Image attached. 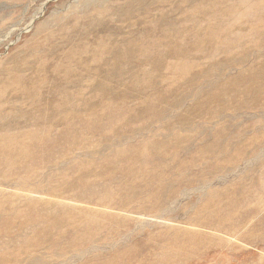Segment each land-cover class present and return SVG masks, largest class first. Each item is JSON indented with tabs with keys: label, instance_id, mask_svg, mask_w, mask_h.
<instances>
[{
	"label": "bare ground",
	"instance_id": "obj_1",
	"mask_svg": "<svg viewBox=\"0 0 264 264\" xmlns=\"http://www.w3.org/2000/svg\"><path fill=\"white\" fill-rule=\"evenodd\" d=\"M120 1L110 0L105 6L100 4L93 10L85 11L80 19L75 20L74 27L77 28L82 27L87 19L94 18L87 25L88 34L91 31L96 32L90 40L73 42L67 51L57 56V47L62 42L60 37L65 34V30L61 29L53 41L50 36L45 40L46 46L36 42L39 45L36 47L38 54L33 53L29 59L25 57L14 60V65L7 68L10 70L3 72L6 74L7 85L6 92L0 97V157L6 156L3 160L7 163H0V180L20 173L25 168L23 165H31L34 170V166L40 164L41 161L38 160L43 156L40 148L42 146L38 142L47 145L56 136L59 142L52 144L55 143L53 147L57 149L50 154L52 144H49V148H43L49 155L42 159L58 154V157L69 162L65 164L66 167L63 166L59 187L50 188L54 178H49V187L36 186L35 191L30 192L46 199L33 200L22 191L33 184H28L29 180L21 184L13 182V186L18 189L15 192L0 189V194L7 196L0 204L21 201L27 204L39 202L44 206V211L39 212L41 215L38 216L40 219L37 222L20 225L16 220L0 221V234L12 237L8 240L0 239V256L8 255L0 257V264H28L34 259L37 264H48L35 258L36 254L32 253L54 249L68 234L75 235L76 239H69L68 243L62 242L63 248L75 247L77 250L92 244L103 246L109 241L99 237L90 238L89 235L93 227H99L97 220H113L116 210L139 215L161 214L166 204H176L178 191L182 192V189L192 187L196 183L205 185L220 181L225 176L223 171L235 167L239 163L237 161L242 160L236 157L230 164L222 163L218 166L212 163L208 166L206 160L215 159L216 156H206L205 150L223 151V147L216 141L204 149L193 136H187L190 131H187V135L180 134L181 136L171 134L178 121V114L172 116L174 125L159 124L156 136L147 139L140 137V134L153 128L154 123L158 124L174 110L166 112L160 106L167 103L165 94L178 95L181 91L177 90L178 87L187 82L186 77L190 74H195L198 78L206 76V70H197L194 68L196 64L183 62V58L198 55L205 57L207 66L216 67L217 71L223 72V76L232 70L236 72L230 78H214L203 89L185 88V97H179L177 104L171 103L169 106L177 109L178 105L182 106L191 98V108L196 114L204 112L205 107L209 105H215L219 115L228 106L235 112L243 110L246 106L263 104L264 107V87L259 84L260 81L264 84V63L248 69H237L235 66L244 65L248 60H264V43L260 44L259 41L264 31L257 29V32L250 34L247 39H217L215 34L219 30L210 29L231 26V23L217 17L221 18L222 15H231V12H234L232 8H222L221 1L182 0V4L188 5V12H184L180 5H175L171 10L164 11L158 19L156 2ZM133 4H136V8L132 7ZM176 14L179 17H174ZM112 16L120 17L127 26L126 30L111 27ZM106 19H109L108 23L105 22ZM215 45H219V53L224 54L223 60L206 54V51ZM225 49L228 51L225 52ZM164 69L167 72L172 71V74L178 75L180 79L169 83L165 93L156 97L140 96V103L134 106L139 109L127 107L122 121L102 124L79 122L82 114L89 110H106L111 104H106L105 99L115 101L120 107L129 103L130 92L158 90L163 81L156 80V75L160 76ZM30 72L32 76L29 75ZM131 73L137 75L134 85L125 84L122 89L114 86L110 89L104 85L105 81L111 82ZM246 74L254 80L248 82ZM83 75L104 78V82L93 85L94 91L98 90L99 93L92 92V86L87 84L85 89H82V82L79 81ZM240 76L244 81L239 80ZM198 82H201L200 79ZM202 87L203 84L198 86ZM75 91L79 93L75 94ZM88 95L94 98L85 99ZM3 96L7 99H2ZM207 96H210V99L203 102ZM14 98L20 100V103L16 104ZM234 98H240V102L237 104ZM248 99H252V104L248 103ZM136 101V97L130 99L132 103ZM77 102H82L83 108L81 104L77 105ZM191 114L195 115L194 112ZM203 114L205 118L208 115L205 112ZM149 115L153 116L146 119ZM144 119L149 121L143 122ZM136 122H141L137 128L134 127ZM188 127L187 124L179 128ZM133 135H139V138L136 137L137 139L132 141ZM64 140L67 142L62 145ZM36 145L41 149V154H36ZM251 148L253 151L254 147L250 145L248 149L242 146L240 150L245 149L241 153L250 154ZM191 150H198V153L194 154ZM134 157L136 160L132 159ZM27 162L30 164H25ZM195 168L199 169L200 174L194 172ZM29 171L33 173L32 170ZM238 185L239 183H235L233 187ZM240 189H245V186ZM252 191L247 190L248 193ZM215 195L213 190L207 192L203 202L205 204L202 206L209 221L212 217L209 210L215 207L216 210H224L228 202H221L219 199L212 207L211 199ZM49 208H56V215L46 214L45 211ZM8 218H12V215ZM130 222V219L122 218L117 223L127 227ZM202 225L207 226V223L202 221L200 226ZM88 227L91 229L87 232ZM124 230L119 231L118 241ZM76 232L80 233L77 237ZM23 233L28 236H23ZM58 236L59 238H55ZM130 240L134 242L138 239ZM166 245L171 246L168 242ZM10 255H14L15 259L7 260L12 258ZM115 261L121 262V259L116 257ZM167 261L164 259L161 263ZM173 264L181 263L174 261Z\"/></svg>",
	"mask_w": 264,
	"mask_h": 264
},
{
	"label": "rangeland",
	"instance_id": "obj_2",
	"mask_svg": "<svg viewBox=\"0 0 264 264\" xmlns=\"http://www.w3.org/2000/svg\"><path fill=\"white\" fill-rule=\"evenodd\" d=\"M108 1L110 0H0V82L2 83V86H0V97L6 92L7 85L5 81L6 74L3 72L14 65V60L25 57L29 59L33 53L38 54L36 47L40 44L46 46L47 42L45 40L48 39L49 36L52 37L51 39L53 41V39L59 35L58 33L61 29L65 30V34L62 37L58 36L62 39V42L57 47V56L67 51L73 42H86L90 40L96 32L91 31V33L88 34L87 25L92 22L94 18L87 19L82 27L79 26L75 28L74 22L80 19L85 11L93 10V8L100 4L105 6ZM181 1L182 0H149L150 3L156 2V19L162 16L164 11L174 8L175 5H180L184 8V12H188V5L186 3L182 4ZM213 1H221L223 4L221 5L222 8L234 9L231 15L228 13L222 15L221 18L220 16L217 17L222 21L231 23V26L210 29L219 30L215 34L217 39H221L222 37L224 39L228 37H242L243 39H247L250 34L256 33L257 29L264 31V16H262L264 13V0ZM118 2L121 1L118 0ZM194 4H197V2H194ZM132 7L136 8V4H133ZM174 17H179V15L176 14ZM121 20L122 19L118 16H112L110 21L111 27L126 30L127 26L125 22ZM105 22L108 23L109 19H106ZM62 25L64 27H61ZM157 34L158 32L156 31V37H158ZM259 41L260 44L264 43V35L259 37ZM36 42L39 45L36 44ZM226 51H228V49H225V52ZM206 54L211 57H216L218 60H223L225 58L223 53H219V45L211 47L206 51ZM54 58L57 59V57ZM183 62L196 64L194 68L197 70H206V76L204 78H198L197 75L190 74L186 77L187 82L178 87L177 90H181L178 95H174L173 93L165 94L167 103H162L160 106L165 109L166 112L171 109L174 110L158 124L154 123L155 126L153 128L140 134V137L147 138L156 136V130H158V126H160L159 124L174 125L175 120L172 119V116L178 114V121L175 123V128H173L171 134H189L187 136H193V138L200 143V147L203 146L204 149L208 148L216 141L223 147V151H217L218 149H216L214 152H207L205 150L206 156H216L215 159L206 160L208 166L212 163H216L218 166H221L222 163L230 164V161L236 157L242 160L237 161V163H239L235 167L227 168L223 171L222 174L225 176L220 181H213L205 185L196 183L192 187L182 189L181 191H184L183 193L178 191L176 193L178 196V200L175 202L176 204H166L161 214H156V216L152 214L139 215L116 210V213L113 215V220H97L99 221V227L97 228V226H95L96 228L93 227L92 229L88 227L86 231L88 232L91 229L89 233L90 238L99 237L102 240L105 239L109 241L107 244L105 243L106 245H86L77 250L75 247L71 249L63 248L64 245L62 242L68 243L71 239H76L74 237L75 235L68 234V237L62 238V241H59L60 245L55 246L54 249H45L44 251H35L32 253L36 254L34 255L35 258L40 261H46L48 264H173L174 261H178L181 264H264L263 104H258L254 107L246 106L243 107V110L236 112L233 111L232 107L230 108V106H228L220 115L217 114L218 112L215 109V105H209V108H204V112L208 113L206 117L209 118L208 121H204L206 118L203 111H200L197 115L196 111L191 108V98H188L182 106L178 105L177 109L174 108V106H169L171 103L177 104L179 97L185 95V88L189 90L203 89L214 78H230L236 72L232 70L229 71V73L226 72V76H223V72L217 71L216 67H208L206 58L199 55L183 58ZM262 63H264V60L256 59L254 61L248 60L244 65L237 64L235 66L237 69H248ZM9 70L10 69H7L6 71ZM211 71L215 73H210ZM29 75L32 76L31 72ZM246 75L248 76V82L254 80L250 75ZM136 77V73L124 74L121 78L114 79V81L110 82L105 81L104 78H94L83 75V78L79 82H82L83 90L86 84L91 85L93 92V87L104 81V85L110 89H112V86L117 89H122L125 84L134 85ZM179 79L180 77L178 75L172 74V71L167 72L164 69L160 76L156 75V80L163 81L161 88L158 90L150 91L148 89L144 93L130 92V97L128 99L129 103L120 105V107L116 105L115 101L105 99L104 102L106 104H111L106 110H89L82 114L79 118V122L85 121V123H87V121H89L94 124L120 122L125 118L124 114L127 113V107L139 109L134 106L140 103V96L153 95L156 97L159 94H163L165 93V89L167 90L169 83L176 82ZM198 79H200V83ZM239 80L244 81L241 76ZM200 84H203L202 88H198ZM259 84L261 87H264L262 81H260ZM97 91L98 90L94 92L97 94L99 93ZM76 93H79V91H75V94ZM240 96H244V94H240ZM135 97L137 101L135 103L130 102V99ZM93 98L94 97L90 95L85 97L87 100H92ZM2 99L7 98L3 96ZM209 99L210 96H207L203 102ZM234 100L237 104L240 102V98H234ZM13 101L16 104L20 103V100L17 98H14ZM247 101L249 104H252V99H248ZM78 104H81L83 108L82 102H77V105ZM186 107L190 109H185ZM192 112H194L195 115L191 114ZM152 116L153 115L146 116V119H150ZM146 119H144L143 122L149 121ZM140 123L136 122L134 127L138 126ZM187 124L189 125L188 128H179ZM187 131L190 132L187 133ZM138 136L139 135H133L134 139H132V141H135ZM53 142H59L57 136L47 145L38 142V144L42 146L40 147L43 151L41 152L43 154L42 158L49 155L46 154L48 152H44L43 148H49L48 145ZM62 142V145H64L67 141L64 140ZM55 143L50 146V150L52 149L50 154L57 149L53 147ZM249 145L250 147H254V150L252 151L251 148L250 154L241 153V151L248 149ZM242 146H245V149L240 150ZM37 147L36 145L35 148L38 149L36 154H41L39 153L41 149ZM197 151L198 150H194L193 153L196 154L198 153ZM5 157L6 156L0 157V163H7V161L3 160ZM42 158L38 160L41 162L34 166V170L31 165H23L26 168H24L25 171L21 170L23 173L20 171V173L14 176L3 177L0 180V189H2V191H6L7 189L8 191L15 192V190L18 189L13 186V182L21 184L29 180L30 182L28 184H33L24 188L22 191L33 200L45 198L30 192L35 191L34 188L36 186L49 187V178H54L52 179L50 188L59 187L63 166L66 167L65 164H68L69 161H64L62 158L58 157V154H54L48 159ZM132 159L136 160L135 157ZM25 164L30 163L27 162ZM29 170H32L33 173ZM211 170L213 169H207V171ZM194 172H199V169L195 168ZM198 174H200V172ZM235 183H239L238 187H233ZM243 186H245V189H240ZM249 189L253 190L252 193L247 192ZM210 190L216 193L215 197L211 199L212 207H214L215 202L219 199L221 202H228L224 210H216V207L210 209L209 212L212 214V217L209 221L205 209L202 206L205 204L203 203L204 199L207 197V192ZM22 191L19 190V192ZM6 198L7 196L0 194V201ZM42 211H44V206L39 202L27 204L21 201H10L0 204V221L16 220L20 225H27L28 223L37 222L40 219L38 216L41 215L39 212ZM55 211L58 210H56V208H49L45 213L56 215L54 214ZM9 215H12V218H8ZM122 218L131 220L127 227H122L117 223ZM202 221L207 223V226H200ZM121 230L124 231L121 234L120 241H118L119 231ZM75 234L77 237V234L80 233L76 232ZM22 235L25 237L28 236L27 233H23ZM10 238L12 237L7 234H0V239L2 240H8ZM55 238H59V236ZM133 238L138 240L130 242V239ZM167 242L171 246H167ZM94 246L98 247L96 248ZM179 254L180 256L178 257ZM5 256L8 257V255ZM10 256H12V258L7 260L15 259L14 255ZM116 257H119L121 262H116ZM164 259L168 261L161 263ZM28 264H37V261L35 259L30 260Z\"/></svg>",
	"mask_w": 264,
	"mask_h": 264
}]
</instances>
